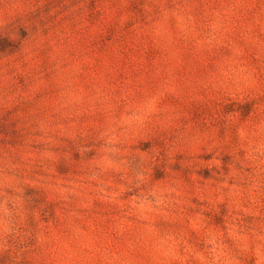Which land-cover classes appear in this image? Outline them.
Returning a JSON list of instances; mask_svg holds the SVG:
<instances>
[{
  "label": "clouds",
  "instance_id": "obj_1",
  "mask_svg": "<svg viewBox=\"0 0 264 264\" xmlns=\"http://www.w3.org/2000/svg\"><path fill=\"white\" fill-rule=\"evenodd\" d=\"M9 264H264V0H0Z\"/></svg>",
  "mask_w": 264,
  "mask_h": 264
},
{
  "label": "rangeland",
  "instance_id": "obj_2",
  "mask_svg": "<svg viewBox=\"0 0 264 264\" xmlns=\"http://www.w3.org/2000/svg\"><path fill=\"white\" fill-rule=\"evenodd\" d=\"M0 43L7 44V41H0ZM0 264H9L8 254H0Z\"/></svg>",
  "mask_w": 264,
  "mask_h": 264
}]
</instances>
